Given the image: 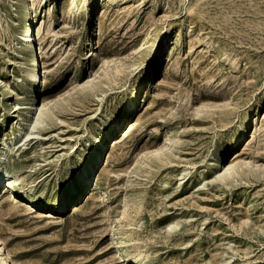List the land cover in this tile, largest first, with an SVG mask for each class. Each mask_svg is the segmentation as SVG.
<instances>
[{
	"label": "rangeland",
	"instance_id": "obj_1",
	"mask_svg": "<svg viewBox=\"0 0 264 264\" xmlns=\"http://www.w3.org/2000/svg\"><path fill=\"white\" fill-rule=\"evenodd\" d=\"M0 166L11 264H264V0H0Z\"/></svg>",
	"mask_w": 264,
	"mask_h": 264
},
{
	"label": "bare ground",
	"instance_id": "obj_2",
	"mask_svg": "<svg viewBox=\"0 0 264 264\" xmlns=\"http://www.w3.org/2000/svg\"><path fill=\"white\" fill-rule=\"evenodd\" d=\"M32 7L31 6H28L24 12H23V15L21 17V29H22V33H23V29L24 31L26 30L27 31V38L25 39H22V42L24 43V48L26 50L24 51H28V54L26 55L25 54V57H24V60L26 61V73H27V77L28 79L30 80V83H31V86L29 89H32L30 91V93L28 94V96H31L32 98L34 97V93L36 91V89L39 87L38 86V83L41 81V75H40V72H41V65L38 64L37 60L38 58L36 59V56L38 55L37 52H36V48H35V37L34 35L36 34L38 36V29L36 31V33L32 30ZM92 18L89 16L88 17V23L91 24V22H93V20H91ZM25 31V32H26ZM36 36V37H37ZM22 35L21 33L19 34V38L21 39ZM88 44L86 46L87 50H90L92 48V38L90 37V35L88 34ZM28 40H31L30 42H25V41H28ZM91 46V48L89 47ZM90 48V49H88ZM87 53V52H86ZM30 54L31 57H28ZM168 55H171V50L168 49ZM159 59L156 60V63L158 62ZM155 65V64H154ZM148 70V69H147ZM149 71V70H148ZM148 77V73L147 75L144 76L142 82L144 81V79ZM92 79L88 78L87 82H90ZM142 82L140 84H142ZM89 84V83H88ZM143 85V84H142ZM141 86V85H140ZM138 88V87H137ZM135 90V89H134ZM138 89L132 94V96L128 99V101L120 108V110L117 112V114L115 115V119H113L114 121H111V123L113 122V124H111V126L113 128L117 127L119 128L122 121L124 120V118L127 116L128 113H131L133 108L136 106L134 105V107L130 108L132 106V104H134L137 100V93H138ZM10 92V91H9ZM226 107H227V104L225 102H222L220 104H209V105H202V106H198L196 107V110L198 112H201V113H206L208 115H211V116H216V115H221L223 114L225 111H226ZM43 115L41 109H39V112L37 114V117L35 118L33 124H32V128L36 127V125L38 123H40L42 120H41V116ZM248 118V117H247ZM246 119V118H245ZM249 120V119H248ZM245 122V121H244ZM248 126V125H247ZM111 130V129H110ZM247 129L245 128V136L247 134ZM249 132V131H248ZM244 136V137H245ZM238 140V139H237ZM246 141V140H245ZM235 142V141H234ZM99 145L102 146V140H99L98 141ZM238 143V142H237ZM234 145V144H233ZM236 146V145H235ZM102 149V148H101ZM100 154L99 151H97L96 153V157H98ZM93 164H95V159H94V162ZM91 171V170H90ZM89 173V172H88ZM222 174V173H221ZM230 174V173H228ZM221 176V175H220ZM229 176V175H228ZM16 177V176H15ZM6 180V184H10V183H14L16 181V178H14L7 170L4 166H0V185H4L3 182H5ZM3 188V186L1 187ZM1 192V190H0ZM8 194L9 197L8 198H12V191H10ZM14 195V194H13ZM89 196V195H88ZM2 198L3 196L0 198V203L2 201ZM89 199V198H87ZM24 206H29L28 204H24ZM78 205L75 204L74 205V209L73 211H78L80 209V207H77ZM0 264H11V261L9 259V257L7 256L5 250L3 249V246H2V242L0 241Z\"/></svg>",
	"mask_w": 264,
	"mask_h": 264
},
{
	"label": "built area",
	"instance_id": "obj_3",
	"mask_svg": "<svg viewBox=\"0 0 264 264\" xmlns=\"http://www.w3.org/2000/svg\"><path fill=\"white\" fill-rule=\"evenodd\" d=\"M29 41H31V40H28L27 42H29Z\"/></svg>",
	"mask_w": 264,
	"mask_h": 264
},
{
	"label": "snow or ice",
	"instance_id": "obj_4",
	"mask_svg": "<svg viewBox=\"0 0 264 264\" xmlns=\"http://www.w3.org/2000/svg\"><path fill=\"white\" fill-rule=\"evenodd\" d=\"M69 179L71 180V177Z\"/></svg>",
	"mask_w": 264,
	"mask_h": 264
}]
</instances>
